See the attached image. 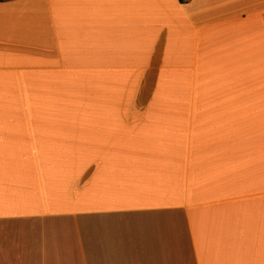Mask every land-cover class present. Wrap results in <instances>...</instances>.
Wrapping results in <instances>:
<instances>
[{"label":"crops","instance_id":"1","mask_svg":"<svg viewBox=\"0 0 264 264\" xmlns=\"http://www.w3.org/2000/svg\"><path fill=\"white\" fill-rule=\"evenodd\" d=\"M0 264H264V0L0 1Z\"/></svg>","mask_w":264,"mask_h":264},{"label":"trees","instance_id":"2","mask_svg":"<svg viewBox=\"0 0 264 264\" xmlns=\"http://www.w3.org/2000/svg\"><path fill=\"white\" fill-rule=\"evenodd\" d=\"M0 1H4V0H0ZM190 0H180L181 3L185 4L187 2H189Z\"/></svg>","mask_w":264,"mask_h":264}]
</instances>
